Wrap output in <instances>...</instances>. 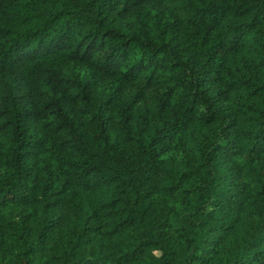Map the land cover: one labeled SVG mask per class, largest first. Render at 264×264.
<instances>
[{
    "label": "trees",
    "instance_id": "trees-1",
    "mask_svg": "<svg viewBox=\"0 0 264 264\" xmlns=\"http://www.w3.org/2000/svg\"><path fill=\"white\" fill-rule=\"evenodd\" d=\"M0 264H264V0H0Z\"/></svg>",
    "mask_w": 264,
    "mask_h": 264
},
{
    "label": "clouds",
    "instance_id": "clouds-1",
    "mask_svg": "<svg viewBox=\"0 0 264 264\" xmlns=\"http://www.w3.org/2000/svg\"><path fill=\"white\" fill-rule=\"evenodd\" d=\"M156 255H159V253H156Z\"/></svg>",
    "mask_w": 264,
    "mask_h": 264
}]
</instances>
